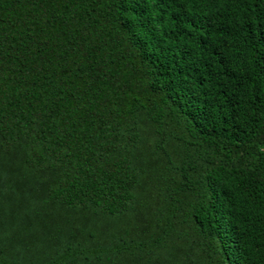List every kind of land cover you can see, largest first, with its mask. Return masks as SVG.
Wrapping results in <instances>:
<instances>
[{
	"label": "trees",
	"instance_id": "16d2710c",
	"mask_svg": "<svg viewBox=\"0 0 264 264\" xmlns=\"http://www.w3.org/2000/svg\"><path fill=\"white\" fill-rule=\"evenodd\" d=\"M0 264H264V0H0Z\"/></svg>",
	"mask_w": 264,
	"mask_h": 264
}]
</instances>
